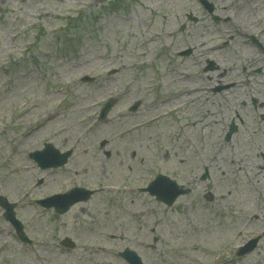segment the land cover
I'll return each mask as SVG.
<instances>
[{
  "label": "rangeland",
  "instance_id": "1",
  "mask_svg": "<svg viewBox=\"0 0 264 264\" xmlns=\"http://www.w3.org/2000/svg\"><path fill=\"white\" fill-rule=\"evenodd\" d=\"M209 2L217 21L196 0H0V196L33 239L0 207V264H123L126 246L143 264H264V233L234 254L264 232L245 223L264 214V0ZM45 143L67 164L37 167ZM158 173L190 192L157 201L141 188ZM75 186L95 193L66 214L35 203Z\"/></svg>",
  "mask_w": 264,
  "mask_h": 264
},
{
  "label": "water",
  "instance_id": "2",
  "mask_svg": "<svg viewBox=\"0 0 264 264\" xmlns=\"http://www.w3.org/2000/svg\"><path fill=\"white\" fill-rule=\"evenodd\" d=\"M109 106V104L105 106L104 110L102 111V116L106 113ZM69 154L70 152L60 154L58 151L54 150L51 145L45 144V147L42 151L33 152L32 154H30V156L38 163L40 167L46 168L63 165L66 162ZM148 191L151 194L156 195L157 199L167 204H171L174 199L182 193L179 189L176 188L175 184L172 181L161 175H158L156 179L150 184V186L148 187ZM90 193V191L76 188L63 195H54L50 198L40 201V203L46 207L54 206L58 211L63 212L74 202L88 198ZM0 204L6 210V218L16 223L12 211L14 204H8L4 198L0 199ZM132 256L133 255H131L128 259H130L133 263L135 258L133 257L134 259H131ZM135 264H139L138 260H135Z\"/></svg>",
  "mask_w": 264,
  "mask_h": 264
},
{
  "label": "bare ground",
  "instance_id": "3",
  "mask_svg": "<svg viewBox=\"0 0 264 264\" xmlns=\"http://www.w3.org/2000/svg\"><path fill=\"white\" fill-rule=\"evenodd\" d=\"M226 4H227V2H226V1H223L221 7H225V8H227V7H226ZM239 8H240V12L238 11V14L240 13V15H241V13L243 12V9H242L241 6H240ZM139 52H140V51H137V54H139Z\"/></svg>",
  "mask_w": 264,
  "mask_h": 264
}]
</instances>
